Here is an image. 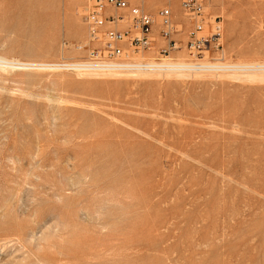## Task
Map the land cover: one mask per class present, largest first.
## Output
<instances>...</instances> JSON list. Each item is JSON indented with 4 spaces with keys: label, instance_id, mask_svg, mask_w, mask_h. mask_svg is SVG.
Segmentation results:
<instances>
[{
    "label": "rangeland",
    "instance_id": "1",
    "mask_svg": "<svg viewBox=\"0 0 264 264\" xmlns=\"http://www.w3.org/2000/svg\"><path fill=\"white\" fill-rule=\"evenodd\" d=\"M129 2L176 23L149 58L264 62V0H207L201 61L181 0ZM91 4L0 0V58L86 61ZM0 71V264H264V72Z\"/></svg>",
    "mask_w": 264,
    "mask_h": 264
},
{
    "label": "built area",
    "instance_id": "2",
    "mask_svg": "<svg viewBox=\"0 0 264 264\" xmlns=\"http://www.w3.org/2000/svg\"><path fill=\"white\" fill-rule=\"evenodd\" d=\"M91 3L85 18L91 41L96 45L89 52L84 63L85 69L126 72L148 69L150 66L147 59L136 61L132 55L147 53L153 47L156 41V29H159L158 33L164 40L159 48L161 56L170 55L177 49L178 43L173 38V34L177 32L176 23L170 9H163L160 13V21H157L154 15L140 6L130 7L129 0H91ZM206 5L207 0H181L182 10L193 25L187 49L191 56L200 61L204 52L211 48L217 51L223 50V27L219 25L221 22L218 20L219 17L215 18L217 26L205 32ZM110 9L113 12L117 10L118 15L108 12ZM124 10L129 11L131 19L129 24L124 21ZM57 64L66 65L63 62ZM194 64L198 69L209 68L199 62Z\"/></svg>",
    "mask_w": 264,
    "mask_h": 264
},
{
    "label": "bare ground",
    "instance_id": "3",
    "mask_svg": "<svg viewBox=\"0 0 264 264\" xmlns=\"http://www.w3.org/2000/svg\"><path fill=\"white\" fill-rule=\"evenodd\" d=\"M135 7V6H134ZM206 8H207V5H206ZM109 12V11H108ZM184 16L187 18V21L189 23H191V20L184 14ZM216 18V17H215ZM215 18H214V24L212 22H210V17L207 15L206 13V10H205V32L206 31V28L208 27L209 29L211 27H214V26H217L216 24V21H215ZM125 21V20H124ZM127 22V21H125ZM192 24V23H191ZM220 26L221 25V22L219 24ZM51 49V48H50ZM49 49V50H50ZM62 54V53H61ZM64 56V55H63ZM65 57V56H64ZM133 59H135L136 61L137 60H141V59H147L148 63H149V68L148 69H142V70H136V72H126V71H120V70H109V71H92V70H87L85 69L84 67V62H64L62 61L63 63H65L66 65L65 66H60L58 65L57 63H49V62H38V61H33V60H29V61H22L21 59L19 58H16V57H13V60L11 58L9 59H2L0 58V68L3 70H7V69H18V70H35V71H77V73L79 75H92V76H123V75H127V74H135V75H131V76H137L139 74L137 73H153V72H158V73H165V72H199V71H216V72H228V71H233V72H236V71H241V70H245V71H249V70H253V71H258L260 72V74L262 72H264V62H249V63H237V64H229V63H225V62H199V63H202V64H206L207 66H209L208 69H198L195 67V64L194 62H190V63H186V62H170V61H160L158 60L157 58L156 59H153V58H149L146 56V53H140V54H134L132 55ZM165 57H168L165 56ZM45 60V59H44ZM165 60V59H163ZM167 60V59H166ZM59 63V62H58ZM65 68H70V69H65ZM85 71H88V72H85ZM1 72V71H0ZM85 72V73H83ZM254 75L252 77H259L261 75ZM152 75V74H150ZM263 77V76H261ZM15 150V149H14ZM131 153V152H130ZM17 154V153H16ZM12 155V154H11ZM21 157V156H20ZM6 158V157H5ZM8 158V157H7ZM11 159H13L11 157ZM16 159V158H15ZM16 162V160H15ZM14 162V163H15ZM16 165V163H15ZM14 165V166H15ZM34 167H36L34 165ZM12 168V167H11ZM46 170V169H45ZM43 170V172L45 171ZM91 171V170H90ZM26 172V171H25ZM40 172V171H39ZM89 172V171H88ZM24 173V172H23ZM28 173V172H27ZM26 173V174H27ZM30 173V171H29ZM33 172L31 171V174ZM41 173V172H40ZM51 173V172H50ZM49 173V175H50ZM46 174V173H45ZM35 176L37 174H34ZM33 175V176H34ZM19 176V174H18ZM34 176V177H35ZM38 176V175H37ZM45 176V175H44ZM47 176V175H46ZM89 176V175H88ZM87 176V177H88ZM31 176H29L30 178ZM39 177V176H38ZM28 178V180H29ZM43 178V177H42ZM48 178V177H47ZM17 179V178H16ZM36 179V178H34ZM39 179V178H38ZM85 180V179H84ZM14 181V180H13ZM25 181V179L23 180ZM34 181V180H33ZM36 181V180H35ZM34 181V182H35ZM47 181V179H46ZM77 181V180H76ZM18 182V181H17ZM20 182V181H19ZM48 182V181H47ZM73 182V181H72ZM75 182V181H74ZM85 182V181H84ZM32 183V182H31ZM40 183V182H39ZM95 183V182H94ZM42 184V182H41ZM93 184V183H92ZM97 184V183H96ZM26 185V184H25ZM53 185V184H52ZM24 186V184H23ZM31 186V184H30ZM28 186V188L30 187ZM34 186V184L32 185ZM90 186H93V185H90ZM98 186V184H97ZM96 186V187H97ZM35 187V186H34ZM42 187V186H41ZM99 187V186H98ZM97 187V188H98ZM37 188V187H35ZM50 188V187H49ZM95 189V187H93ZM31 189V188H30ZM51 189H54V188H51ZM90 189V188H89ZM29 190V189H28ZM91 190V189H90ZM41 191V190H40ZM45 191V190H43ZM50 192V190H48ZM54 191V190H53ZM20 192V191H19ZM47 192V191H45ZM39 193V192H38ZM52 193V192H51ZM8 194V193H7ZM30 194V192H29ZM82 195V194H81ZM6 196V195H5ZM16 196V195H15ZM31 196V195H30ZM37 197V196H36ZM35 197V198H36ZM40 197V196H39ZM81 197V196H80ZM3 198V197H2ZM1 198V199H2ZM38 199V198H37ZM7 200V198H6ZM42 200V199H41ZM39 202V201H38ZM37 202V203H38ZM35 203V202H34ZM41 202H39L40 204ZM43 204V203H42ZM37 205V204H36ZM17 206V205H16ZM38 206V205H37ZM37 206H34L37 208ZM44 206V205H43ZM39 207V206H38ZM41 208V207H40ZM37 210V209H36ZM41 210V209H40ZM99 211V210H98ZM33 212V211H32ZM36 216V215H35ZM39 217V216H38ZM37 218V216H36ZM14 223V222H13ZM3 225V224H2ZM6 225V224H5ZM16 225V224H14ZM3 227V226H2ZM18 227V226H16ZM1 228V227H0ZM19 229V228H18ZM17 229V230H18ZM16 230V229H15ZM11 231V230H10ZM23 232V231H22ZM15 234V233H14ZM1 239H4L1 238ZM6 239V237H5ZM37 261V260H36ZM52 261H54L52 259ZM41 262V261H40ZM38 262V264L40 263ZM49 262V261H48ZM42 263H46V262H42ZM41 263V264H42ZM53 263V262H52ZM48 264V263H47ZM54 264V263H53Z\"/></svg>",
    "mask_w": 264,
    "mask_h": 264
}]
</instances>
